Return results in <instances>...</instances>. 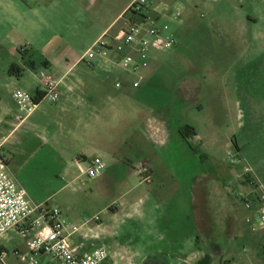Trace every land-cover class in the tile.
<instances>
[{"label": "rangeland", "instance_id": "374dc122", "mask_svg": "<svg viewBox=\"0 0 264 264\" xmlns=\"http://www.w3.org/2000/svg\"><path fill=\"white\" fill-rule=\"evenodd\" d=\"M61 1L60 10L47 14L39 42H50L52 48L57 42L54 36L59 35L61 56L73 59L85 54L132 0ZM148 1L152 16L171 25L176 45L153 54V66L139 89L123 94L110 84L115 77L85 63L73 67L64 82L95 79L107 83L103 98L114 101L113 125L108 134L105 121H96L95 127L116 145L132 137L127 117L140 112V131L133 139L141 150L117 168L105 159L109 166L100 177L80 176L75 165L66 176L64 163L54 151L58 144L47 135L56 120L39 118L36 123L44 121L52 128L33 132L43 147L25 156L28 159L19 157L14 172L36 201L59 207L70 224L80 227L75 242L86 248L105 247L111 255L108 264H161L165 255L178 253L175 245L165 247L172 238L174 244H186L191 264L204 259L210 264H262L264 230L252 231L242 198L251 191V178L258 187L264 186V0ZM6 8L0 0V95L3 103L12 104L18 86L10 83H38L39 71L44 69L41 55L47 48L39 45L40 51L33 50L36 67L20 57L17 62L24 74H10L9 49L16 45L6 39ZM177 11L181 12L179 21L190 12L194 15L180 25L174 17ZM125 24L126 18L116 20L111 32ZM121 97L125 100L119 102ZM40 106L39 110L55 103L45 99ZM98 106L105 107L103 103ZM144 118L166 128L165 144L143 133ZM185 124L194 126L199 138H183L179 130ZM28 133V125L23 126L22 138L17 139L26 141ZM57 137L65 140L62 133ZM154 152L173 165L177 189L165 202L156 193L168 187H162L159 180L144 179L141 162ZM0 245L10 252L8 263L14 264L13 252L23 249L25 240L13 231L0 239Z\"/></svg>", "mask_w": 264, "mask_h": 264}, {"label": "crops", "instance_id": "0c3cea01", "mask_svg": "<svg viewBox=\"0 0 264 264\" xmlns=\"http://www.w3.org/2000/svg\"><path fill=\"white\" fill-rule=\"evenodd\" d=\"M133 1L134 0L124 7L121 13L117 16L116 20L125 18V13ZM1 2L6 3V11L9 13V31L7 33L6 39L9 41V45H14V43L16 45V47L9 49V55L13 58L10 68L13 65L20 67L17 61H20L21 59L29 60L31 65L36 67L37 60L34 56L31 57L32 52L33 50L40 51L38 47L43 41H39L42 39L41 35L43 36L45 34L43 33V25L45 26V19L48 17L47 14H50L51 11L54 10H60L62 1L30 0V2H27L26 5L22 0H1ZM193 15V12H190L187 15V19L184 21H179V24L184 25L190 19H192ZM14 19L16 20L14 21ZM116 20H114L105 30H103L97 39L105 34L116 35L119 30L111 32L112 25ZM173 36L175 37L174 33ZM58 38L59 35L54 36V39L57 42L52 48L49 47L50 42H44L42 45H40L47 48L41 55L44 59V67L46 65L49 66L56 75L57 79L61 81V98L59 102L55 103V106L51 108H43L41 110L38 109L25 121L21 122L18 120L19 112L13 96L12 104H9L3 103V96L0 95V136L6 139L3 149L4 156L8 159L10 168L17 181L22 187L26 189L29 196L36 203L48 206H50L48 201H36L37 198L35 195H31L32 193L29 192L26 182L23 179H18L14 172L15 163L19 160V157L26 159L27 157L25 156H28L30 153L36 154L38 151H40V148L43 147L41 139L33 134V132L38 130L45 131L46 129L49 131L52 128V125L50 126V124H47L44 121L41 123H36V119L48 118L49 121L56 120L53 129L47 132V135H49L50 140L52 139V143L58 144L54 147V151L57 152L58 156L61 158V161L64 163L63 168H65L64 174L66 176L70 174V168L72 166L75 165L79 169L77 161H87L95 156H100L104 160L108 159L111 162V166L117 168L123 163L131 162L134 158L133 154H135L138 150H141L139 148L140 146L137 147L134 145L133 139L134 136H136V134L140 131V112L131 113L129 115L130 117H127L131 127L132 137L129 139L127 138L128 140L124 145H116V143L113 142L108 136H104L102 132H98L97 127H95L96 121H105L106 124L104 123L103 126L106 128L105 131L107 134L112 128L113 123L111 122L114 121V101L112 102L111 100V102H109L107 101V98H103L104 93L107 92L108 89L107 83H99V81L95 79H91L89 81L85 80V82L81 81L80 83H64L65 79L71 73L73 67L82 64L80 63V59L84 54L78 56L77 58L74 57V60L65 54L61 56L62 53L60 51L63 45H61V38ZM23 49L24 51L21 52ZM153 60L154 55L150 68L153 66ZM87 66L96 68L99 71L101 70L110 76L112 75V77L119 76L124 79L125 82L123 83V87L121 89L116 88L114 82L110 83L115 89L120 90L123 94L129 90H137L140 88H133L132 83L127 81L128 77L123 69L115 64H112L111 62L103 59H97L93 66ZM23 74L24 72L22 75ZM34 78L37 77L34 75ZM145 80H147V72ZM16 82L17 83H10V85L18 86L19 89H22L34 96L36 95L37 91H44V86L40 79H38V83H29L31 81L27 83L25 81V83H23L22 80H18ZM143 84L144 83H142V85ZM123 100H125L124 97L119 98V102ZM44 103L45 99L43 98L40 103V108L44 105ZM98 103H103L105 107H99ZM31 119L33 121H31ZM28 122H30V124H28ZM26 125H28L30 132L27 134V140L24 141L22 139H17V136H20V129ZM142 125L144 126L142 131L145 135L148 134L149 137H151L156 143L160 145L166 143L167 131L159 121L155 122V120L150 118H147V120L144 118ZM185 125L191 126L189 124ZM109 127L111 128L109 129ZM191 127L195 129L197 134L196 128L194 126ZM61 133L65 137V140H58L57 135ZM194 137L199 138V134L195 135ZM20 138L22 137L20 136ZM43 141L45 140L43 139ZM143 150H145V148H143ZM163 158L164 156H162V154L154 152L153 156L150 158H145L141 164L146 175L144 179L148 180L146 182H154L159 180L162 187L165 185V187H168L164 188L162 191L159 190V194L156 193L158 199H162L165 202L166 200L173 198L177 187L174 186L176 185V182L171 172L173 165L171 163L167 164V161H165ZM154 159L156 160L154 161ZM154 162H156V164H154ZM80 176H82L81 172ZM65 187H67V185ZM145 195L147 196L148 194L146 193ZM117 212H119V210H116L112 213L116 215ZM171 235L172 234H170V239L172 238ZM172 239L167 242L165 247L169 248L170 246L175 245L178 248V253H170L165 255V258L161 261V264H191V258L186 253V244H174L175 240ZM158 252L164 253L162 249H160Z\"/></svg>", "mask_w": 264, "mask_h": 264}, {"label": "built area", "instance_id": "2783aa9c", "mask_svg": "<svg viewBox=\"0 0 264 264\" xmlns=\"http://www.w3.org/2000/svg\"><path fill=\"white\" fill-rule=\"evenodd\" d=\"M196 1L203 3L205 0ZM149 4L148 0H134L127 10L130 16L125 17L126 24L116 35L105 34L97 39L81 57L80 63L93 66L97 59L106 60L123 69L133 88L141 87L153 54L176 45L175 37L170 34V24L154 18ZM174 17L179 21L181 12L177 11ZM39 76L44 86V99L59 102L61 81L49 66L39 71ZM124 82L119 76L114 78L118 89ZM12 96L21 122L34 114L41 103L34 95L19 88ZM5 142L6 139L0 136V239L16 231L25 240L24 248L13 252L14 264H108L111 255L105 247L86 248L84 243L73 240L80 227L70 224L59 207L38 204L29 196L4 156ZM228 155L231 156L230 153ZM77 165L81 175L89 178L100 177L107 170V163L100 156L77 161ZM250 186L251 191L243 195L242 203L247 222L252 231L258 232L264 229V186L258 187L252 178ZM9 256L10 252L0 245L1 264H9Z\"/></svg>", "mask_w": 264, "mask_h": 264}, {"label": "trees", "instance_id": "16d2710c", "mask_svg": "<svg viewBox=\"0 0 264 264\" xmlns=\"http://www.w3.org/2000/svg\"><path fill=\"white\" fill-rule=\"evenodd\" d=\"M129 11H127L125 13V17L126 16H130V14H128ZM47 66V65H46ZM9 73L10 74H14V75H17V76H21L22 73H23V70L21 67L17 66V65H13L10 70H9ZM35 98L38 100V101H41L43 98H44V92L42 91H37L36 92V95H35ZM180 134L182 135L183 138H185L186 140H188L190 137L192 136H195L197 135L196 134V131L193 127L191 126H188V125H185V126H182L179 130ZM200 264H210V261H208L207 259H204L203 261H201Z\"/></svg>", "mask_w": 264, "mask_h": 264}, {"label": "flooded vegetation", "instance_id": "af4514ba", "mask_svg": "<svg viewBox=\"0 0 264 264\" xmlns=\"http://www.w3.org/2000/svg\"><path fill=\"white\" fill-rule=\"evenodd\" d=\"M217 248H219V247H217Z\"/></svg>", "mask_w": 264, "mask_h": 264}]
</instances>
